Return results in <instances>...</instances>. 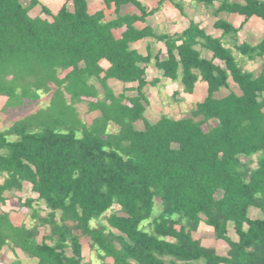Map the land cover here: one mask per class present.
<instances>
[{"label": "trees", "instance_id": "1", "mask_svg": "<svg viewBox=\"0 0 264 264\" xmlns=\"http://www.w3.org/2000/svg\"><path fill=\"white\" fill-rule=\"evenodd\" d=\"M105 1L115 2L117 11L138 5ZM170 1L182 10L179 0ZM198 1L210 6L215 0ZM222 11L264 19V1L225 0L215 12ZM137 20L106 21L102 11H89L88 0H67L56 13L41 0H0V95L8 96L2 112L41 105L0 130V202L8 192L24 193L27 184L38 194L25 202L18 197L34 224L17 225L0 211V251L19 248L36 264H91L83 256L86 237L92 250L113 257L114 264H264V63L259 75L245 70L224 37L207 34L195 21L170 36L138 29ZM124 25L117 39L113 29ZM215 25L225 37L238 35L226 21ZM148 37L168 46V58L155 61L164 77L180 80L189 93L200 77L208 82L207 98L190 115L163 114L156 122L145 116L153 53L143 55L131 43ZM199 43L213 58L202 56ZM237 50L251 59L264 57V39ZM102 59L110 61L109 69ZM230 77L242 93L231 88ZM111 78L139 85L117 95ZM223 87L230 93L219 98ZM81 102L101 112L91 124L81 116ZM252 208L263 216L252 218ZM201 222L228 243L227 254L194 238ZM231 222L237 239L229 233Z\"/></svg>", "mask_w": 264, "mask_h": 264}, {"label": "crops", "instance_id": "2", "mask_svg": "<svg viewBox=\"0 0 264 264\" xmlns=\"http://www.w3.org/2000/svg\"><path fill=\"white\" fill-rule=\"evenodd\" d=\"M44 4L45 0H41ZM59 3V7L56 10V12L66 3L67 0H54L55 3ZM182 3V10L179 9L176 5H174L173 2L170 0H137L138 5L134 2H130L127 4H124L118 11L116 9L115 2H112L111 4H107L105 0H88L89 4V11L91 13H96L98 11H102L105 15L106 21H112L116 20L119 16H138V20L134 23L135 27L138 29H143L145 27H151L154 33L157 35H164L169 34L170 36L181 34L185 30H187L192 21H195L200 25L201 28H203L207 34H210L217 38H223L224 42L226 43L227 47H232L234 50V55L236 56L237 60L239 61L240 65L248 71L254 72L255 74L259 75L263 63H264V57L258 56L256 59H251L246 54L240 52L237 50V45L241 44H247L251 47H256L258 44L262 42L264 39V19L258 15H253L249 18H247L244 14H241L239 12H229V11H222L220 13H216L218 7L222 4L225 0H215L214 4L208 6L205 5L203 2H199L198 0H179ZM233 2L237 3H244L245 0H234ZM70 5L72 7V3L70 2ZM48 6V5H47ZM51 6V5H50ZM152 11V12H151ZM55 12V13H56ZM36 14H41L42 17L52 19L51 16H44V13L42 14L41 11H36ZM226 21L233 25V27L238 29V35L237 36H223L224 30L221 28H217L215 25L218 20ZM127 30V25H124L122 27L114 28L113 34L117 39H120L123 37V34ZM233 36V37H232ZM182 41H178L177 44H181ZM131 48L139 51L143 55H148L149 52L153 53V58L151 63L147 65V80L149 81V84L145 87V92L149 98L150 104L147 106V110L145 113V116L153 121L156 122L159 120L162 115L156 119H150L148 117V111L150 107H152L154 103V99L156 101L161 102L162 105L165 106H182V105H188L192 108L195 107L198 103L203 102L209 93V84L207 81L203 80L202 77L199 78L195 85V89L192 93L186 92L184 89V86L180 80L174 81L170 78L164 77L162 71H160L156 65L155 61L156 58L159 57L162 59H167L169 56L168 52V46L165 41H159L154 37H148L140 39L134 43H131ZM196 48L201 52L203 57H206L208 59L213 58V52L204 48L201 43L196 45ZM215 63L220 64L221 66H225V62L220 59H216ZM101 66L107 70L111 67V63L107 59H102L100 61ZM71 69L66 70L61 73V77H64L67 72H69ZM105 75V72L102 74V76ZM155 81H157L155 83ZM231 88L238 92L239 94L242 93V90L240 89L239 85L234 82L233 78L230 77L229 79ZM95 83V82H94ZM109 86L114 90V92L118 95L122 92H124L127 89L130 88H136L139 85V82H129L125 83L121 80H118L116 78H111L108 80ZM96 86L101 91V96H103L104 88L101 85L100 82H96ZM176 93V94H175ZM230 93V90L227 87L221 88V90L217 93V97L222 98L224 96H227ZM130 96H134L137 93L135 91L128 92ZM48 96H45L43 100L47 99ZM95 98H88V100H94ZM8 100V96L0 95V112H2L3 108L5 107ZM186 103H183V102ZM45 102V101H42ZM79 111L81 113V116L84 118V120L91 124L93 120L96 117H99L101 115V112L99 110L89 111V107L87 102H81L77 104ZM86 109L84 111L86 116H89L87 118L85 115H83V109ZM10 110V108H8ZM15 110V109H14ZM163 114H169L164 112ZM152 115V114H151ZM26 116V115H25ZM22 116L21 118L25 117ZM172 116V115H171ZM186 115H182L180 117L175 118H181ZM18 118V119H21ZM13 122H7L6 120L2 119V116H0V130H5L10 128L15 121ZM139 128H142L143 122H138ZM115 128V127H113ZM4 178L0 181V184L3 183ZM30 189L31 195H28L27 197H33L37 198L38 194L35 193L32 190V187L27 184L25 186V191ZM24 193L22 194H16L12 195L10 192H8L7 195V201L13 198H18L19 195L22 196V202H25L27 197L24 198ZM18 201L20 202L19 198ZM4 204V203H3ZM21 205V203H20ZM40 205L42 208H45V204L43 201L40 202ZM119 206V205H118ZM120 207V206H119ZM22 210L26 209L21 206ZM43 210L42 215H46V212ZM10 213L12 221L17 224L21 225L23 223L29 224L30 221V212H26L28 219L22 218L19 222H15L13 218V212L10 210L7 211ZM22 212V211H21ZM28 220V221H27ZM98 220H95L93 224H97ZM31 224V223H30ZM29 224V225H30ZM206 227L208 230V233L212 234L214 233L213 228L210 226H207L205 222H201L198 231L193 232V236L195 239L200 240L201 242H206V238L202 237L201 231ZM81 237V243H82ZM168 240L174 241L175 239L172 237H167ZM39 240H41V237H39ZM202 242V245L205 246ZM218 242H222L220 239ZM83 246V256L85 258V261L87 263L93 264V261L96 259H100V255L96 250H92L90 247V240H87V245ZM211 246L209 248H213L220 252V248H225V245H207L206 247ZM219 246V247H218ZM8 247V246H7ZM229 250V245L225 248V254H227ZM15 252L18 255V260L22 264H36L38 262L37 258H31L28 257L21 249L17 248ZM0 254H4V248L0 251ZM104 263L107 264H114V258L107 256L102 260ZM15 262L12 261L11 264H14Z\"/></svg>", "mask_w": 264, "mask_h": 264}, {"label": "rangeland", "instance_id": "3", "mask_svg": "<svg viewBox=\"0 0 264 264\" xmlns=\"http://www.w3.org/2000/svg\"><path fill=\"white\" fill-rule=\"evenodd\" d=\"M228 1L233 2L234 0H228ZM25 2L28 3L29 0H25ZM45 3L55 13L59 7L60 1L55 3L54 0H45ZM44 16H46V15L44 14ZM153 101L155 104L152 107H150L148 114H147L150 119L156 120L161 115H163L164 112L170 113V115L175 116V117H180L182 115L187 116V115L191 114V110H192L191 106H188V105L178 106V105L174 104V106L171 107V106L162 105L161 102L158 103L159 101H156V99H154ZM183 103H186V102L184 101ZM40 106L41 105H39L37 103H32L30 105L25 106L24 108H18L15 110H13V109L9 110L8 109L6 112H0V116H2V119L6 120L7 122H13L16 119L21 118L22 116L29 115V114L35 112ZM84 111H86L85 107L82 111L83 115H85ZM86 117L89 118V116H86ZM256 165H257V159L255 158V162H254L253 166H256ZM2 179H3V176H0V181ZM23 195H24V198L27 197L28 195H31L30 189L28 188L26 193H24ZM160 202H161L160 200L156 201L155 209H154L155 215H158L160 213V207H159ZM114 208H115V210L120 209V207L118 205H115ZM2 210L3 211H9L10 210L11 212H13L12 214H13V218H14L15 222H19L22 218H26L29 220V218L26 214V212H28L29 210L28 209L22 210L20 202L18 201V198L10 199L9 201L5 202L4 204L0 202V211H2ZM43 210L46 211V208H44ZM109 213H111V211ZM250 215L252 218H258V216L259 217L263 216L261 211L256 209V208H252ZM30 221H31V218H30ZM30 223L34 224V221L32 220ZM207 226H209V225H207ZM207 228L208 227L205 226V228L202 229V231H201L202 237L207 239L206 242L202 241L204 244H206L205 246H207V245L216 246V245H218V243H220V245H225L224 247L226 248L228 243L225 240H221V241H223V243L218 242L219 239L215 238L214 233H212V234L208 233ZM229 233L234 239H237V234L235 232V227H234L233 223L230 224ZM87 240L88 239L86 237H83L82 243L84 245H87ZM208 247H211V246H208ZM225 248H220V252H218L217 250H216V252L219 254H225V252H226ZM17 258H18V255L15 252V250L11 249V247H9V246L8 247L6 246L4 248V254H0V264H11L12 261L16 263L18 260ZM100 258L102 260L104 259L103 257H100ZM102 260H100L99 258L98 259L95 258V260L93 261V264H107V263H104ZM196 264H201V262L196 263Z\"/></svg>", "mask_w": 264, "mask_h": 264}, {"label": "built area", "instance_id": "4", "mask_svg": "<svg viewBox=\"0 0 264 264\" xmlns=\"http://www.w3.org/2000/svg\"><path fill=\"white\" fill-rule=\"evenodd\" d=\"M260 1H264V0H260Z\"/></svg>", "mask_w": 264, "mask_h": 264}]
</instances>
